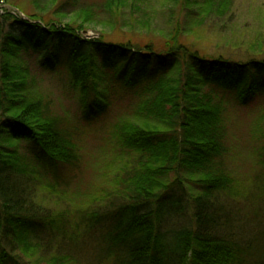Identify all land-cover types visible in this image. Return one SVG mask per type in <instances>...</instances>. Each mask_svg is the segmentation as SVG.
<instances>
[{
    "label": "trees",
    "instance_id": "1",
    "mask_svg": "<svg viewBox=\"0 0 264 264\" xmlns=\"http://www.w3.org/2000/svg\"><path fill=\"white\" fill-rule=\"evenodd\" d=\"M5 1L19 8L16 1ZM33 1L29 3L38 8ZM71 4L51 0L52 12L39 8L42 13L27 14L28 20L0 16V203L11 226L10 248H38L40 209L32 206L33 183L54 190L79 160L81 123L112 116L121 105L127 110L113 121L109 133L131 161L117 183L121 202L113 206L106 237L112 261L264 264V259L254 260L251 241L242 244L211 231L212 223L220 226L215 194L230 191L234 184L222 163L227 115L254 98L264 99V57L241 60L204 53L195 43L184 42L182 26L170 28L159 42H114L104 35L87 39L81 32L102 12L111 15L112 22L127 8L140 12L141 0H102L78 9H69L74 8ZM203 4L197 15L204 19L228 12L226 1ZM191 5L200 2L182 0L183 8ZM68 15L74 18L62 21ZM33 67L64 75L77 102L78 132L68 117L52 111L48 99L31 94L37 79ZM254 130L264 168V107ZM185 182L193 222L167 234L162 218L167 207L177 208L181 199L168 197L166 190ZM50 219L51 224L63 222L62 217ZM6 257L1 248L0 264ZM57 262L68 264L69 259Z\"/></svg>",
    "mask_w": 264,
    "mask_h": 264
},
{
    "label": "rangeland",
    "instance_id": "2",
    "mask_svg": "<svg viewBox=\"0 0 264 264\" xmlns=\"http://www.w3.org/2000/svg\"><path fill=\"white\" fill-rule=\"evenodd\" d=\"M13 1L19 8L0 0V16L15 17L16 13L25 18L23 16L32 12H48V9L52 12L53 9L51 0H32L31 3L37 4L38 8L29 0ZM73 1L78 4L74 5ZM101 1L72 0L74 8L69 9L100 4ZM197 1L200 5H191L187 9L182 7V0H141V5L137 6L140 12L127 8L112 22L108 20L111 15L102 12L100 17L87 24L85 36L97 38L104 35L105 40L114 42L145 43L152 38L159 42L167 37L170 28L182 26L186 30L181 37L184 42L195 43L204 53L241 60L264 57V0H222L228 3V12L224 16L211 14L205 19L197 15V11L205 7L204 0ZM131 12L136 21L131 19ZM73 18L68 15L62 21L70 22ZM32 70L37 79L34 87L31 86V94L48 99L52 111L68 117L78 132L77 102L74 94L66 88L64 75L44 73L35 67ZM263 107L264 99L254 98L246 106L228 112L227 152L222 163L234 184L230 191L215 194V201L220 206L217 211L220 226L212 223L215 227L211 229L216 235L230 236L238 243L251 241L254 260L264 259V168L260 163V143L254 130L255 120ZM125 110L119 105L112 116L89 125L81 123L79 160L75 167L63 174V178L61 176L54 190L46 189L39 182L33 183L32 206L40 209L37 214L41 227L40 238L36 241L38 248L34 241L36 249L10 248L8 227L11 226L4 221L5 210L0 203V249H4L7 255L4 264H61L57 260L66 258L68 264H115L107 249L106 237L111 230L113 206L121 202L118 198L121 187L117 183L124 171L123 166L125 168L130 163L131 157L116 147L109 130ZM165 195L181 201L177 208L167 207V214L162 218V231L168 234L179 227H190L193 211L187 182L171 185ZM60 217L62 223L48 222L50 218L56 221Z\"/></svg>",
    "mask_w": 264,
    "mask_h": 264
}]
</instances>
